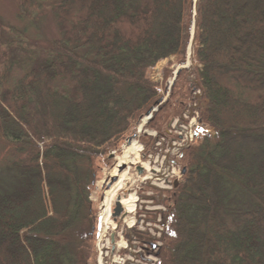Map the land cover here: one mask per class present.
Masks as SVG:
<instances>
[{
	"label": "trees",
	"instance_id": "1",
	"mask_svg": "<svg viewBox=\"0 0 264 264\" xmlns=\"http://www.w3.org/2000/svg\"><path fill=\"white\" fill-rule=\"evenodd\" d=\"M48 7L60 35L43 49L0 21V264L91 263L98 165L159 101L154 65L185 62L194 19L193 0H21V15ZM196 24L194 81L180 71L148 123L162 131L202 89L211 131L167 192L158 264H264V0H199Z\"/></svg>",
	"mask_w": 264,
	"mask_h": 264
},
{
	"label": "built area",
	"instance_id": "2",
	"mask_svg": "<svg viewBox=\"0 0 264 264\" xmlns=\"http://www.w3.org/2000/svg\"><path fill=\"white\" fill-rule=\"evenodd\" d=\"M166 61L158 62L151 74V79L164 84L161 89V102L171 97L173 85L181 68L194 66V53L189 46L187 61L183 65L174 64L172 74L165 79L164 67ZM196 96L201 90L197 89ZM147 114L139 128V134L146 133L156 137L154 150L144 157L140 163L144 168L143 175H137L140 183L133 188L136 179L122 190L121 205L123 214L115 219L111 206L102 209L100 227L96 242L98 264H158L160 249L164 245V213L167 210L162 201L164 190L171 189L176 180L182 176L179 159L183 150L195 139L200 123V113L197 102L189 103L182 112L173 117L166 129L157 130L145 128L152 119L154 112ZM110 210V223L104 224V211Z\"/></svg>",
	"mask_w": 264,
	"mask_h": 264
},
{
	"label": "rangeland",
	"instance_id": "3",
	"mask_svg": "<svg viewBox=\"0 0 264 264\" xmlns=\"http://www.w3.org/2000/svg\"><path fill=\"white\" fill-rule=\"evenodd\" d=\"M195 14V11H194ZM0 21L5 25V26H13L17 28L18 30H23L25 34V41L36 46V48L43 49L47 47L54 39L58 38L60 35V29H59V24L56 18V15L53 13V11L48 7L46 10V13L40 18H35V19H29L27 17H23L21 15V0H0ZM7 39L8 37L4 32L0 31V64H1V59H2V49L7 47ZM187 57V54H186ZM166 66L163 70L164 77H168L169 75L172 74V71L174 70L172 66L174 64H178L176 58L174 59H168L165 62ZM179 65V64H178ZM1 68V67H0ZM184 70L183 68L180 69V71ZM169 73L168 76L166 73ZM180 73V72H179ZM179 76V75H178ZM193 80L194 77L193 75L190 76ZM178 79V77H177ZM177 79L175 83L177 82ZM191 79V80H192ZM192 80V81H193ZM175 83L173 85V89L175 86ZM161 86L164 88V84L159 85L160 90ZM200 87H197L199 89ZM173 93V90H172ZM203 93L201 96H198V99L200 100L202 97ZM172 98V96H171ZM171 98L163 102L162 104H155L153 108H155L158 105V109L154 112L155 114L160 110V108L165 105L167 102L171 100ZM192 101L191 97L186 99V105H188ZM174 104V103H173ZM197 105H200V102L197 103ZM177 106L174 104V107ZM153 108L151 110H153ZM177 109H181L180 106H177ZM176 109H174L175 111ZM154 114V115H155ZM177 114V113H176ZM143 117V116H142ZM171 119V118H170ZM169 119V121H170ZM142 120L140 119L138 123L134 124L133 128L130 130V133H137L138 128H140ZM147 127V125H146ZM145 127V128H146ZM164 129V128H163ZM162 129V130H163ZM160 132V131H159ZM162 133V131H161ZM133 135V134H132ZM135 141H138V138L134 139ZM133 140V141H134ZM138 143H140L138 141ZM141 145V143H140ZM127 146V141L125 144L121 146V151L113 150L111 151V155L114 156L112 159L111 163H100L98 165V170H97V181L94 185L93 191L91 193V201L94 206V214L91 218V222L93 221L94 223V228L92 227V223H90V228L91 231L95 230V236H94V242H93V259L90 264H98V252H97V247H96V242L97 239L99 238L98 232H99V216L101 215L102 209H105V203L104 200L106 198H109L108 191L111 188L112 184V172L117 167L118 165V157L121 156L124 153L125 147ZM11 153L12 150L10 148V145L8 142L3 139L1 130H0V173L2 171H5L7 168V160L11 158ZM143 151L141 152V158L143 155ZM21 154V153H20ZM21 156H26L25 154H21ZM144 159L142 158V161ZM140 165V164H139ZM128 165H125V169L127 168ZM129 173L133 177V179H136L133 188L137 189V184L140 183V179L137 178L138 171L136 169L135 165H130ZM4 176L2 177H8L7 172H3ZM121 189L118 193V195L121 194ZM172 189H169L167 191H171ZM167 195V194H166ZM117 199V196L113 199L112 203L115 202ZM166 207H168L167 202H164ZM164 244H165V238H164Z\"/></svg>",
	"mask_w": 264,
	"mask_h": 264
},
{
	"label": "bare ground",
	"instance_id": "4",
	"mask_svg": "<svg viewBox=\"0 0 264 264\" xmlns=\"http://www.w3.org/2000/svg\"><path fill=\"white\" fill-rule=\"evenodd\" d=\"M141 148L142 145L138 143L137 141H132L130 144H128L125 147L124 153L118 157L119 163L117 167L112 172L113 176H118V180L111 186V188L108 191L109 198H106L104 200L105 206L110 207L113 199L118 195L119 191L123 189L124 187L128 186L133 181V177L129 173V169L131 168L130 165H136L141 162L140 155H141ZM120 164L128 165L127 168L119 173L118 166ZM110 210L107 209L106 213L104 211V224L110 223L109 219Z\"/></svg>",
	"mask_w": 264,
	"mask_h": 264
},
{
	"label": "water",
	"instance_id": "5",
	"mask_svg": "<svg viewBox=\"0 0 264 264\" xmlns=\"http://www.w3.org/2000/svg\"><path fill=\"white\" fill-rule=\"evenodd\" d=\"M197 6H198V2L196 4V8H197ZM132 139L133 138H130L129 139V142H131ZM111 157H113V155H111ZM124 169H125V165H120L119 166V173L122 172ZM137 171H138L139 174H142L143 173L142 167L138 166L137 167ZM185 173H186V168L183 169V174H185ZM116 180H117V177H113L112 181L114 182ZM175 185L177 186L178 185V182H176ZM122 211H123V209L121 207V204L119 202V197H118V200H117L116 205H115V208H114V216L115 217L120 216V214L122 213Z\"/></svg>",
	"mask_w": 264,
	"mask_h": 264
}]
</instances>
